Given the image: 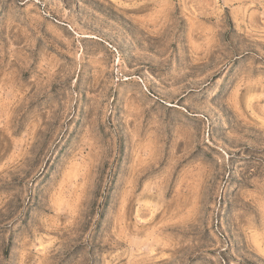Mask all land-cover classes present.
<instances>
[{
	"label": "rangeland",
	"instance_id": "obj_1",
	"mask_svg": "<svg viewBox=\"0 0 264 264\" xmlns=\"http://www.w3.org/2000/svg\"><path fill=\"white\" fill-rule=\"evenodd\" d=\"M0 264H264V0H0Z\"/></svg>",
	"mask_w": 264,
	"mask_h": 264
}]
</instances>
